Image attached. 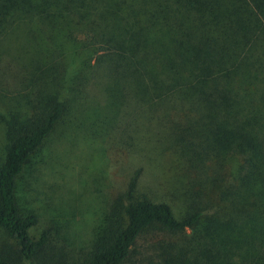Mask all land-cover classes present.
Wrapping results in <instances>:
<instances>
[{"label":"trees","instance_id":"obj_1","mask_svg":"<svg viewBox=\"0 0 264 264\" xmlns=\"http://www.w3.org/2000/svg\"><path fill=\"white\" fill-rule=\"evenodd\" d=\"M70 47L94 57L90 69L117 93L119 121L131 115L152 123L149 132L165 136V148L207 168L196 176L207 201L180 218L164 201L134 196L137 176L130 178L105 207L87 264H123L148 229L190 230L198 252L193 264H219L231 249H246L252 264H262L264 0H0V89L4 82L34 85L42 78L35 89L48 84L47 77L57 85L63 76L72 78L78 62H63ZM34 89L36 106L41 90ZM64 107L47 97L36 120L6 126L0 229L28 264L47 244V233L30 237L36 216L20 214L15 181ZM246 241L250 249L238 248ZM0 264L10 262L0 254Z\"/></svg>","mask_w":264,"mask_h":264},{"label":"rangeland","instance_id":"obj_2","mask_svg":"<svg viewBox=\"0 0 264 264\" xmlns=\"http://www.w3.org/2000/svg\"><path fill=\"white\" fill-rule=\"evenodd\" d=\"M87 51L69 48L63 62L73 58L78 62L77 71L71 72L72 78L63 76L59 85L47 77L48 84L35 89L33 86L42 78L34 85L33 80L19 86L4 82L5 89H0V164L8 143L7 125L19 128L36 120L47 97L54 96L65 103L62 117L15 181L20 214L36 216L30 237L37 239L41 231L47 233V244L32 264H87L93 244L102 235L105 207L114 194L125 191L133 176H137L134 196L164 201L176 217H182L188 207H201L202 201H207L205 183L200 185L203 180L196 177L204 176L197 169L204 172L207 168L187 163L178 151L165 148V136L160 135L159 141L156 134L149 132L152 123L145 124L131 115H123L119 121L117 93L90 69L94 57ZM76 79L78 88L73 89L70 84ZM32 89L41 90L35 99L40 101L37 107ZM27 103L36 108H29ZM191 234L190 230L175 234L145 230L136 238L123 264H193L198 252L190 241ZM238 244V248L250 245L247 241ZM245 250L231 249L217 262L252 264ZM0 254L10 264H28L16 242L1 229Z\"/></svg>","mask_w":264,"mask_h":264}]
</instances>
